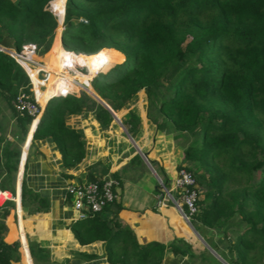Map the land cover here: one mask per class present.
<instances>
[{
    "label": "trees",
    "instance_id": "16d2710c",
    "mask_svg": "<svg viewBox=\"0 0 264 264\" xmlns=\"http://www.w3.org/2000/svg\"><path fill=\"white\" fill-rule=\"evenodd\" d=\"M51 3L61 21L65 13V28L39 58L53 62L46 68L43 103L71 87L57 78L68 62L92 67L96 55H86L112 54L110 61L120 63L99 74L104 83L94 87L96 93L119 111L145 91L148 117L184 141L185 161L193 167L187 169L201 195L191 222L216 231L226 253L213 248L232 264H264V0H0V114L4 104L13 118L12 139L3 135L0 120V188L13 194L32 116L16 109L19 90H28L30 77L7 50L50 49L59 24ZM91 111L103 127L113 120L111 111L84 91L53 97L33 124L32 145L35 139L51 138L64 165L75 167L85 156L86 141L65 118ZM137 121L134 116L133 126ZM21 200L31 209L49 207L25 178ZM113 203L90 213L87 225H71L81 244L111 242L119 233L123 245L109 252V260L118 264H161L167 248L197 255L182 238L141 249L131 231L114 232ZM12 208L15 201L1 207L0 264L22 255L19 241L4 240ZM29 248L35 264L49 258L34 242Z\"/></svg>",
    "mask_w": 264,
    "mask_h": 264
},
{
    "label": "crops",
    "instance_id": "0c3cea01",
    "mask_svg": "<svg viewBox=\"0 0 264 264\" xmlns=\"http://www.w3.org/2000/svg\"><path fill=\"white\" fill-rule=\"evenodd\" d=\"M46 90L45 82L41 92ZM74 93L79 95L81 91ZM50 99L52 97L44 103L41 101L46 105ZM147 110L148 100L143 90L119 111L113 110L118 120L113 116L107 127H103L95 111L67 115L66 125L81 133L86 141L84 158L71 168L64 165L62 154L51 138L35 139L32 145L36 124H31L16 178V209L12 208L6 218L4 240L19 241L22 249L21 259L12 264H35L30 242L48 252L49 258L39 259L38 264H118L109 260V252L123 245L119 233L111 242L95 240L81 244L71 227L74 222L79 221L83 226L89 221L75 220L77 212L66 193L67 186L104 177L118 181L117 199L109 208L114 232L131 231L141 249L151 243L168 245L182 238L196 250L197 255L190 258L167 248L161 264H232L213 248L216 246L226 253L216 231L200 222L189 223L171 204L159 205L160 182L169 186L179 169L191 164L185 161L183 139L172 131L159 129L148 117ZM134 116L138 121L133 126ZM0 120L3 135L12 139L13 118L4 104ZM24 178L28 187L47 201V210L22 205ZM199 250L204 251L206 257Z\"/></svg>",
    "mask_w": 264,
    "mask_h": 264
},
{
    "label": "built area",
    "instance_id": "2783aa9c",
    "mask_svg": "<svg viewBox=\"0 0 264 264\" xmlns=\"http://www.w3.org/2000/svg\"><path fill=\"white\" fill-rule=\"evenodd\" d=\"M7 51L25 68L30 77L29 91L22 88L17 95L15 102L16 109L21 114L32 116V124H37L45 106L41 101L40 93L49 76V70L46 69L47 64L35 59V57L40 56V47L36 45L26 49L23 53L17 51L15 48ZM97 54L99 53L86 56ZM100 64L101 67L98 69L100 70L99 74L107 71L109 68V63L103 64L101 62ZM91 71L93 73V68L88 65H75V63L72 65V63L68 62L65 65L64 71L57 78L65 80V83L71 84V87L69 85L65 86L59 90V93L52 94L50 98L69 92L73 93L80 89L87 92L89 85L83 83L79 75H82L80 72L90 75ZM33 72H36V79L33 76ZM41 74L44 75V78L41 77ZM117 185L118 181L112 177L69 184L66 188V193L77 212L75 220L86 219L90 213L100 212L106 205L115 201L117 199L115 191ZM160 186L162 199L159 205L166 206L171 204L183 219L191 223L192 219L199 212L198 202L201 199L198 189L199 185L193 173L186 167H182L169 186L163 181L160 182ZM16 199L17 194H13L8 189L0 188V208L4 207L9 201H15Z\"/></svg>",
    "mask_w": 264,
    "mask_h": 264
},
{
    "label": "rangeland",
    "instance_id": "374dc122",
    "mask_svg": "<svg viewBox=\"0 0 264 264\" xmlns=\"http://www.w3.org/2000/svg\"><path fill=\"white\" fill-rule=\"evenodd\" d=\"M51 9H52V11L55 13V15H56V17H57V19H58V26H57V28H56V31H55V37H54V39H53V43H52V45H51V47H50V49L47 51V52H45V53H43V52H41V47H40V56H38V57H35V59H37V60H39V58H42V57H45L49 52H50V50H51V48L53 47V44H54V42H55V39H56V37H57V35L59 34V36H60V38H61V36H62V31L64 30V28H65V25H64V20H65V13H64V15H63V19H62V21L60 20V16L58 15V14H56V12H55V10L53 9V6H52V3H51ZM64 12H65V9H64ZM61 47L63 48V46H62V42H61ZM95 58H93L92 59V68H93V73H92V71H91V73H90V75H87V74H83V73H81L80 72V74H82V76L84 75L85 77H86V79L84 80L83 78H80L81 80L83 79V83H85V84H87V85H89V89L87 90V94L88 95H90L91 97H94L93 96V94H92V92H96L95 91V89H94V87L95 88H97L98 86H102V84L104 83V78H102V76H100L99 75V71L100 70H98V69H100V67H101V62L104 64H106V63H109L108 65L110 66L111 64H114V63H120V62H114V61H110L111 59H112V57H113V55L111 54V55H106V54H102V55H100V54H97L96 56H94ZM42 62H45V61H43V60H41ZM122 62V61H121ZM46 63V62H45ZM53 64V62L51 61V60H48V63H47V67L46 68H48L49 67V65L50 66H53L52 65ZM25 69V68H24ZM102 69V68H101ZM96 71H98V72H96ZM99 75V76H98ZM43 76V74L41 75V77ZM95 77H97V78H95ZM95 78V79H94ZM43 88V87H42ZM22 88H20V90H21ZM77 89H79V88H77ZM19 90V91H20ZM80 91L82 92L83 90L82 89H80ZM84 92H86V91H84ZM74 93V92H73ZM3 104V103H2ZM3 106V105H2ZM191 166V165H190ZM192 167V166H191ZM187 168V167H186ZM193 168V167H192Z\"/></svg>",
    "mask_w": 264,
    "mask_h": 264
},
{
    "label": "water",
    "instance_id": "95a60500",
    "mask_svg": "<svg viewBox=\"0 0 264 264\" xmlns=\"http://www.w3.org/2000/svg\"><path fill=\"white\" fill-rule=\"evenodd\" d=\"M94 98L99 101L101 104H103L105 107H107L112 113L113 116L118 120V116L115 114V112L112 110V108L96 93L92 92Z\"/></svg>",
    "mask_w": 264,
    "mask_h": 264
}]
</instances>
